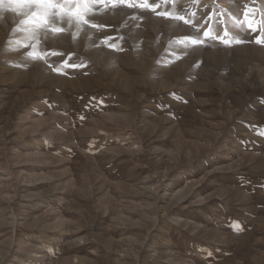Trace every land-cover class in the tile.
Masks as SVG:
<instances>
[{
    "label": "rangeland",
    "instance_id": "obj_1",
    "mask_svg": "<svg viewBox=\"0 0 264 264\" xmlns=\"http://www.w3.org/2000/svg\"><path fill=\"white\" fill-rule=\"evenodd\" d=\"M52 2H0V264H264V0Z\"/></svg>",
    "mask_w": 264,
    "mask_h": 264
},
{
    "label": "snow or ice",
    "instance_id": "obj_2",
    "mask_svg": "<svg viewBox=\"0 0 264 264\" xmlns=\"http://www.w3.org/2000/svg\"><path fill=\"white\" fill-rule=\"evenodd\" d=\"M0 2H2V0H0ZM19 6L27 9L28 11L25 12V15H28L30 13L31 17H35L39 22H41V25H47L49 24V17L52 15H60L61 12L63 11V8L61 5H57L55 3L52 2V0H18ZM131 6V5H129ZM149 5L147 3L142 4L141 7H145L147 8ZM56 8H60L61 12H56V13H50L49 9H56ZM83 8L85 9V11L89 10V6L87 3H85L83 5ZM13 12L16 11V8L12 9ZM68 15H72V13H67ZM165 15H168L167 13H165ZM80 19L83 20L84 23H88L87 20L83 19V15H80ZM178 19H183V17H178ZM185 23H188V21H185ZM93 27H96V25H92ZM251 26V25H249ZM51 31L59 33L62 32L63 29L59 28V27H53L51 29ZM253 31H255V28H253ZM209 35L208 32L204 33V36L207 37ZM225 35H227V33H225ZM190 42L193 45L196 44H201L203 43L202 40L199 39H191ZM225 44L228 43L227 40L223 41ZM256 43H264V41L257 39ZM31 55V54H30Z\"/></svg>",
    "mask_w": 264,
    "mask_h": 264
},
{
    "label": "bare ground",
    "instance_id": "obj_3",
    "mask_svg": "<svg viewBox=\"0 0 264 264\" xmlns=\"http://www.w3.org/2000/svg\"><path fill=\"white\" fill-rule=\"evenodd\" d=\"M207 8V7H206ZM201 9H202V7H201ZM186 191V190H185ZM180 192V191H179ZM179 194V193H178Z\"/></svg>",
    "mask_w": 264,
    "mask_h": 264
}]
</instances>
